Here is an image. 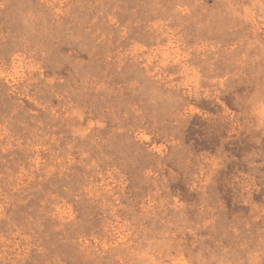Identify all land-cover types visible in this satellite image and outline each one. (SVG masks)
<instances>
[{
  "label": "rangeland",
  "instance_id": "rangeland-1",
  "mask_svg": "<svg viewBox=\"0 0 264 264\" xmlns=\"http://www.w3.org/2000/svg\"><path fill=\"white\" fill-rule=\"evenodd\" d=\"M0 264H264V0H0Z\"/></svg>",
  "mask_w": 264,
  "mask_h": 264
}]
</instances>
